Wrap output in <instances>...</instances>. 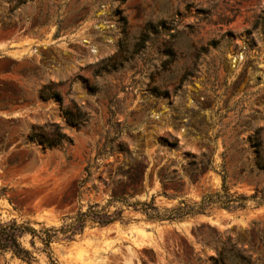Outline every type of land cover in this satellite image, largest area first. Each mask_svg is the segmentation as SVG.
Returning <instances> with one entry per match:
<instances>
[{
    "label": "rangeland",
    "instance_id": "obj_1",
    "mask_svg": "<svg viewBox=\"0 0 264 264\" xmlns=\"http://www.w3.org/2000/svg\"><path fill=\"white\" fill-rule=\"evenodd\" d=\"M49 83L62 103L39 95ZM73 104L88 115L80 128L63 115ZM49 123L72 143L29 140ZM109 140L125 149L101 153ZM255 143L264 162V0H0L1 220L59 227L103 205L130 159L146 164L135 199L160 209L219 191L223 174L231 192L264 198ZM34 244L32 264H48ZM50 248L58 264H264V204L174 221L125 209ZM0 264L26 263L4 253Z\"/></svg>",
    "mask_w": 264,
    "mask_h": 264
},
{
    "label": "trees",
    "instance_id": "obj_2",
    "mask_svg": "<svg viewBox=\"0 0 264 264\" xmlns=\"http://www.w3.org/2000/svg\"><path fill=\"white\" fill-rule=\"evenodd\" d=\"M58 84H61V82H58ZM39 95L42 98H54L62 103L61 95L54 89L51 83L42 85ZM63 115L66 121L76 128L82 127L88 119L87 113L82 111L76 104H73L71 108H65ZM28 138L43 149H50L55 146L63 148L72 143V138L57 123L32 126ZM171 144L174 145L175 142ZM253 146L257 154L256 165L264 170V162L259 156V145L255 143ZM124 149V142L118 141L115 149L112 145V140H109L104 144L101 153L106 154L111 153L113 150L122 151ZM98 155L96 154L94 161H96ZM68 159L70 158L67 157ZM122 165H119L115 171L120 177L115 182V187L111 189V194L103 205L98 203L88 204L84 210L79 209L69 221L64 222L59 227L34 229L28 223H18L15 219H0V254L8 253L11 257H15L21 262L32 264L36 262L32 249L35 248L34 240L37 239L41 243L40 251L46 255L48 264H58L52 256L50 244L58 239L59 235L63 240L71 241L75 235L82 233L87 224L105 226L114 221H122L125 209L139 211L148 220L174 221L190 215L204 213L208 207L213 205L227 210H236L245 209L248 200L254 201L256 205L264 204V198L258 196L257 191L250 196L231 192L230 188L226 185L225 174H223L221 176L222 183L219 191L203 194L198 202L187 203L184 199H180L177 206L160 209L155 204L153 196L148 201L135 199L136 193L142 188L146 164L141 160L130 159L124 166ZM89 167V164L85 166L84 172L86 177L78 182L77 188L90 177L91 172ZM208 167V165H200L198 169L191 171L189 180L192 182L196 181L197 176ZM157 176L162 185L172 178L163 169L157 172ZM5 190L6 188L4 187L0 188V197L4 195ZM162 194L165 195V193ZM111 206L114 208L110 210ZM25 235H29V245L32 249L22 244L21 240ZM237 258L240 259V264H248L249 262L248 258L242 254H238Z\"/></svg>",
    "mask_w": 264,
    "mask_h": 264
}]
</instances>
